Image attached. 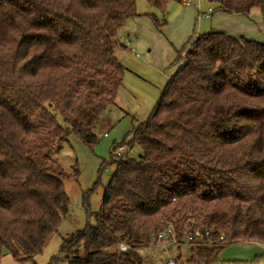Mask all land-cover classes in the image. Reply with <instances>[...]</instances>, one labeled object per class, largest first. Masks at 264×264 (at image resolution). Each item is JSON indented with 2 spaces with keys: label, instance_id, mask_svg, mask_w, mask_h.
<instances>
[{
  "label": "trees",
  "instance_id": "trees-1",
  "mask_svg": "<svg viewBox=\"0 0 264 264\" xmlns=\"http://www.w3.org/2000/svg\"><path fill=\"white\" fill-rule=\"evenodd\" d=\"M145 1L165 12L169 0ZM209 2L264 13V0ZM138 16L136 0H0V262L9 254L36 264L59 233L70 211L64 182L79 170L67 172L57 155L71 135L97 142L127 70L119 34ZM131 143L142 152L112 160L96 224L64 238L48 264H145L119 243L147 245L168 223L179 240L197 231L214 242L190 243L188 264H221L228 245L264 244L263 42L199 35Z\"/></svg>",
  "mask_w": 264,
  "mask_h": 264
},
{
  "label": "rangeland",
  "instance_id": "rangeland-1",
  "mask_svg": "<svg viewBox=\"0 0 264 264\" xmlns=\"http://www.w3.org/2000/svg\"><path fill=\"white\" fill-rule=\"evenodd\" d=\"M209 5V0H193L191 5L169 0L166 11L162 12L145 0H136V9L140 16L128 19L124 25V33L120 34L121 37H128L130 41L128 48L120 51L118 56L127 68L123 87L119 91L116 104L104 113L96 127L97 142L89 146L71 135L57 155V159L69 173H73V166L77 164L79 177L78 180L64 182L65 191L70 198V211L62 220L59 233L54 235L47 245H54V241L58 244L54 256L58 255L64 238L87 225L96 224L94 213L99 210L104 188L116 166L112 160L117 159L111 152L114 143L129 144L130 152L127 157H137L142 152L139 145L131 143L133 132L148 120L159 102L169 76L176 71L177 65L184 61L187 50L198 37L196 34L203 33L199 29L211 25V18L203 16L200 20L197 19L198 9L201 12L207 11ZM212 13L215 15L219 11L213 8ZM151 16H156L159 23L164 25L161 28L156 26ZM139 19L142 21L138 22ZM200 22L203 23L201 28ZM138 25L145 31L146 36L141 37L139 41L133 32V27ZM211 26L214 30H221L214 24ZM126 31L130 33L129 36ZM191 32L193 37L188 41L187 37ZM179 55L180 59L176 62ZM190 249L191 245L188 243L173 244L169 251L162 246H154L147 248L144 254L163 261L173 256L187 263ZM263 249V244L256 242L231 244L221 252L220 262L251 263L256 255L263 253ZM261 261L255 264H260Z\"/></svg>",
  "mask_w": 264,
  "mask_h": 264
},
{
  "label": "crops",
  "instance_id": "crops-1",
  "mask_svg": "<svg viewBox=\"0 0 264 264\" xmlns=\"http://www.w3.org/2000/svg\"><path fill=\"white\" fill-rule=\"evenodd\" d=\"M211 5L212 4L210 3L208 9L210 7L214 8V6L212 5L213 6L212 7ZM208 9H207V11H208ZM207 11L201 12L200 9H198L197 19L200 20L203 17V15L201 13H204ZM213 15L214 14L211 13L210 18L213 19V21L209 24H211V25L214 24L216 27L220 28L221 30H219V29L214 30L211 25H208L205 28L203 26L202 29H199L203 33H197L196 36H199L201 34L208 33L211 31H224V32L228 33L229 35L236 37V38L244 36L246 38L254 39V40H257V41L264 43V13L260 9L253 10L249 17L244 16V15H239L236 13H225L222 11H219V13L215 14L214 16ZM212 16H213V18H212ZM136 18H138V17H136ZM136 18H133V19H136ZM137 21L138 22L142 21V19H139ZM202 25H203V23L200 22L199 28H201ZM149 26L152 27L151 24H149ZM124 27L125 26H123L122 30L120 31V34H121V32L124 33ZM152 29H154V28H152ZM153 31H155V30H153ZM126 32H127L126 33L127 36H129L130 33L128 31H126ZM133 32H134V35L136 36L138 41H139V39H141V37H146L145 33H144L145 31L139 25L136 28L133 27ZM120 34H119V44L116 47V56L117 57L119 56L120 51H123V50L128 48L127 46L130 43V41L127 39L128 37L123 36V34H122L123 37H121ZM191 37H193V32L189 33V37H187V38H189L188 41L190 40ZM118 59L120 60V57H118ZM166 64L167 63H163V65H166ZM118 95H119V93H118ZM51 245L47 246L44 249L42 254L35 256L34 260H35L36 264H48L49 263L50 259L57 252L56 247L58 244H56V242L54 241V245H52V246ZM263 246H264V244H263ZM152 247H154V246H152ZM147 248H150V247H144V248H141L139 250L142 258L143 257H149V259L144 260L145 264H167L168 259L166 261L160 260L158 258L153 259L152 256H150L148 254H144V251H147ZM262 252H264V249ZM169 257H173V256H169ZM176 260H177L176 264H188V263L181 262L180 260H178V258H176ZM0 264H32V262L26 261V260L25 261H19V260L14 259L11 255L7 254V255L3 256ZM59 264H68V263L66 261H63V262H60ZM260 264H264V260L261 261Z\"/></svg>",
  "mask_w": 264,
  "mask_h": 264
},
{
  "label": "built area",
  "instance_id": "built-area-1",
  "mask_svg": "<svg viewBox=\"0 0 264 264\" xmlns=\"http://www.w3.org/2000/svg\"><path fill=\"white\" fill-rule=\"evenodd\" d=\"M185 5H190L193 3V0H182ZM213 12V8H209L207 12L201 13L204 17L210 18L211 13ZM183 62L180 63L183 64ZM107 135L106 133L104 134ZM112 155L115 159H125L130 152L129 144L124 142L121 143H114L111 148ZM152 240L147 245H142L138 247H132L125 241H121L119 243L120 251H128V250H135L139 251L141 248L144 247H152V246H162L166 251L170 250V247L173 244H184V243H198L201 245L212 246L213 241L209 238V234L206 233L205 235L200 234L199 232H192L190 234L184 235L183 239L179 240L176 236V229L173 223H168L166 229L156 235L154 232L151 233ZM224 235L222 234L220 239H223ZM149 257H143V260H147ZM177 260L173 257H169L167 260V264H176Z\"/></svg>",
  "mask_w": 264,
  "mask_h": 264
}]
</instances>
